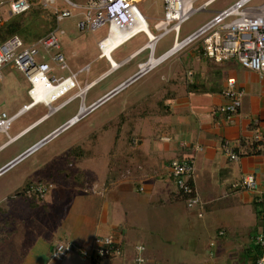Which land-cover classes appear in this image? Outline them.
I'll use <instances>...</instances> for the list:
<instances>
[{"label":"crops","instance_id":"1","mask_svg":"<svg viewBox=\"0 0 264 264\" xmlns=\"http://www.w3.org/2000/svg\"><path fill=\"white\" fill-rule=\"evenodd\" d=\"M202 59L204 65H196L195 69L190 67L184 74L186 81H193L197 90L202 91L176 90L178 92L164 101L163 115L154 112L152 116L132 120L131 137L139 140L136 146L131 145L134 150L126 148L125 139L121 146L116 147L115 151L119 149L124 152L132 164L135 162L133 159H140L145 151L147 158L140 160L147 163V169L140 173L135 166L131 175V169L123 166L118 159L110 162L109 148L104 167L93 168L87 163L79 169L81 172L73 174L76 187L84 190L82 207L85 215L81 217L80 212L77 214L75 210L68 208L66 217L60 215L56 230L48 234L42 233L41 236L35 235L28 240H22L23 234L19 236L18 230L10 228L15 218L10 209L4 207L2 213L9 219V223L6 230H0V264H133L137 245L143 246L144 251L147 246L148 252H153V259L154 254H158L156 262L145 259L141 254L143 264H165L161 258H169V264H226L233 259L234 263L231 264H242L244 261L253 264L252 261L259 252L255 237L262 228L264 211V140L259 144L253 143L256 133L264 138V72L258 74L245 69L234 59L219 64L211 63L203 57ZM139 62L141 61L136 63V67ZM81 68L83 67L79 70ZM115 70L93 79V83L80 96L83 104L84 96L91 86ZM188 71L192 72V76L187 75ZM171 78L173 77L166 79V84L161 85L157 93L164 88L174 89L170 83ZM229 78L235 80L242 94L238 111L226 119L217 108L226 101L221 91ZM146 95V99H141L142 96L130 108L135 106L138 109L147 105L143 101L151 95ZM124 111L126 110L121 112ZM152 118H156L157 122L153 121L149 125L150 122L141 121ZM144 139H149L151 146L143 145L141 142ZM223 142H227L240 154L238 160H229L222 153ZM153 145L156 150H153ZM91 151L85 160L96 157L94 150ZM151 155L153 159H149ZM177 155L193 161L191 180L200 196V207H186L184 201L177 196L176 188L169 178L168 163ZM51 170L56 171L55 168L46 169L45 177L37 176L43 180L36 181L54 186L45 195L49 203L55 202L57 195L69 185L67 180L50 178ZM245 174L256 177L257 191L234 187ZM49 178L52 179L51 183L47 181ZM133 179H137V182L134 183ZM29 206L33 209L37 207L35 201H29ZM43 208L48 210L47 205ZM182 225L187 228L186 234L193 247L189 257L177 256L174 252L178 244L182 246L183 242L186 243L184 231L176 229ZM97 235L111 236L120 249L119 254L91 260L83 258L76 251H71L62 258L51 255L52 247L58 242L71 241L90 248L92 239ZM15 237H19L16 252L7 250L6 247Z\"/></svg>","mask_w":264,"mask_h":264},{"label":"rangeland","instance_id":"2","mask_svg":"<svg viewBox=\"0 0 264 264\" xmlns=\"http://www.w3.org/2000/svg\"><path fill=\"white\" fill-rule=\"evenodd\" d=\"M70 1L83 3L86 0ZM202 1L203 0H199L196 3L198 4ZM233 1L234 0H215L208 6V9H221ZM262 1L263 0H252L249 4L257 5ZM56 5L59 8H67V5L62 0H56ZM136 7L146 18L149 29L152 31V24L162 16V0H141L136 4ZM41 14L48 17L46 11L41 12ZM211 17V11L194 12L180 25L176 38L181 40L207 22ZM78 18L79 15H73L58 22L57 27L62 30V33L58 34L59 49L51 48L48 50V53H46L39 47L35 54V59L37 61H46L53 67V73L55 75L65 76L69 74V70L76 72L80 67L88 65L87 70L79 71L75 76L77 85L66 92L63 96L53 101L52 105L61 102L68 95L75 92L78 87H81L85 82H89L96 78L109 66L106 59L97 57L99 50L96 46V41L101 39L106 33V25L94 31H79L76 27ZM174 40V32H168L163 35L156 42L153 55L155 57L159 56L173 45ZM145 41V35L140 32L115 49L110 56L115 62L120 61L141 46ZM56 52H60L63 55L64 61L68 65L69 70L60 69L55 62L50 60V56ZM147 54L148 52L145 50L141 55L123 64L102 80H98L88 90L87 95L84 96V105H89L91 102L102 96L107 90L113 88L119 82L125 80L132 73L136 72V63L138 61H144ZM204 64L202 57L197 56L195 51L191 49V45L184 47L168 57L154 69L149 70L145 74H142L135 80L131 81L111 97L107 99L105 98L106 100L104 99L92 111L70 124L67 128L45 142L35 151L0 174V227H2L1 221L6 219V216L2 213L4 207L10 209L11 215L15 218V220L12 221L10 228L18 230V232H20L19 236H22L20 234H23L22 240H28L35 235L41 236L42 233L48 234L50 231L56 230L57 224L60 222V215L62 214L66 217L67 213H69L68 208L75 210L77 214L80 212L81 217H83L85 215L82 207L84 190L76 187L77 184L74 182L73 174L75 172H81L79 169L81 170L82 166L87 163H89V165L91 164L93 168H98L100 166L104 167L107 158L106 151L109 148L113 153L111 155L113 161L116 162V159H118L123 166L131 169V175L135 171V166H137L138 172H144L148 165L140 159L147 158L145 151L142 153L140 159L139 157L133 159V161H135L134 164H132V161L124 155V152L119 149L115 151L116 147L118 148L124 143L123 131L122 133L120 132V135L116 140L117 143L113 142L114 135L116 134L113 129H104L99 135L97 142L90 134L93 133V131H98L102 125L116 117L124 109L128 110V108L138 102L142 96L143 98L141 99H146V94L151 96L143 101L144 103H147L144 107L148 108L149 115L152 116L157 109V96L163 94L167 90V88H164L157 93L158 88L161 85L166 84V79L176 75L182 78L188 68L191 67V69H195L196 65L197 67H200ZM0 76V111H6V113L10 115L21 104L29 101V98L26 95L28 84L23 73L18 70L12 62H8L1 66ZM144 95L146 96L144 97ZM79 101L80 97L75 98L71 103L53 113L46 120L35 125L34 128L32 127L33 129H29L30 131L28 130L27 133L2 149L0 151V166L30 144L42 138L52 129L62 124L67 118L73 116L75 112H77ZM45 111L46 108L44 106L41 104L36 105L15 118L8 128V133L10 135L15 134ZM156 120V118H152L148 119V121L147 119L141 121L146 123L150 122V125ZM126 126L127 125H125L124 128H126ZM146 126L148 127V125ZM149 129L150 128H148V130ZM154 130L159 129L154 128ZM4 139L5 136L0 134V142ZM132 142L136 145L139 143L135 140ZM141 143L145 146H151L149 145V139H144ZM152 147L153 150H156L154 145ZM91 149L94 150L96 157L90 160H85L89 156ZM131 149L134 150L132 147L130 150ZM141 149L144 150L143 147H141ZM144 154L145 156H143ZM149 159H153L152 155L149 156ZM50 168L56 169V171L51 170L52 172H49V174H51L50 178L63 181L67 180V183L69 184L66 190L57 195L55 199L56 203H49L47 198H45L46 196H44L43 199H37L33 195V187L37 182L43 180L37 176L40 175L43 177L46 175V169ZM50 178L47 180L48 183H51L52 179ZM133 182H137V179H133ZM52 188H54V186H49L47 193ZM29 201L33 203L35 201L37 207L33 209L29 206ZM44 205L48 206V210L43 208ZM176 229L184 231V234L187 232V228H185L184 225L180 227L178 226ZM4 230H6V228ZM25 233L27 235H25ZM185 236L186 243L183 242L182 246L178 244L174 248L175 255L177 256H190L193 247L189 242V236H187V234ZM159 238H161V236H159ZM18 245L19 237H15L6 249L16 252L17 247L15 246ZM141 254L147 260L152 262L158 261V254H154L153 259V252H148L147 246L145 251L143 250ZM170 258L173 260V257ZM161 259L165 264L170 263L169 258ZM231 263H234V259L233 261L229 260L226 264ZM242 264L247 263L244 261Z\"/></svg>","mask_w":264,"mask_h":264},{"label":"built area","instance_id":"3","mask_svg":"<svg viewBox=\"0 0 264 264\" xmlns=\"http://www.w3.org/2000/svg\"><path fill=\"white\" fill-rule=\"evenodd\" d=\"M62 1L67 5V8H59L56 5V0H0V27L6 19L19 15L32 7L48 10L54 14L55 18L54 28L33 43L25 44L16 35L10 36L3 41L0 40V68L8 62H12L23 73L28 84L26 94L29 98L27 103L22 104L10 115L6 111H0V134L5 136V139L0 142V151L21 137L35 123L43 118H48V116L55 113L67 102L80 97L78 92L86 88L93 81L85 82L83 86L68 95L61 102L52 105L53 101L77 85L75 79L77 73L88 69V65H86L77 72H69L65 76L55 75L53 67L46 61H37L35 59V54L39 47L46 53L51 48L59 49L58 34L62 33V30L58 29L57 25L60 20L73 15H79L76 22V27L79 31H94L106 25V33L101 39L96 41V46L99 50L97 57L106 59L109 66L97 77H103L107 73H110L119 65L144 50L148 52L147 57L144 61L137 64V71L131 77L118 84L108 94L97 98L87 106L80 99L77 112L73 116L4 162L0 166V174L67 128L72 122L92 111L106 96L112 95L134 78L147 72L188 45H191V49L197 55H200L211 63L219 64L234 59L245 69L257 72L258 74L264 72V0L257 5L249 4L252 0H234L224 8L217 10L208 9V6L215 0H203L198 4L196 2L199 0H162V16L152 24L153 32L149 29L146 18L136 7V4L141 0H86L83 3H75L70 0ZM197 11H211L212 17L195 31L178 40L176 36L180 25L191 14ZM142 24L152 35H149L140 26ZM112 26L123 37L118 46L113 48L110 53L140 32L146 37V41L141 46L129 53L122 60L116 62L114 66L104 56L103 48L100 44L103 39L110 36ZM168 32L175 33L173 45L155 57L153 51L156 42ZM50 60L55 62L60 69L68 70V65L60 52H56L50 56ZM187 75L191 76L192 74L188 72ZM60 86L63 87V90L59 94L55 93L52 87ZM221 94L226 101L217 108V111L224 114L226 119H229L240 107L242 90L236 86L234 79L229 78L226 80ZM39 104L44 106L46 111L15 134L10 135L8 128L11 122ZM263 140L264 138L259 133H256L253 137V143L256 144H259ZM221 150L229 160H238L240 157V154L235 152L227 142H223ZM168 169L169 177L185 198L184 203L186 207H200V196L191 180L194 169L193 161L175 159L171 161ZM48 187V184L37 183L33 187V195L37 199H43ZM234 187L242 190L257 191L258 181L253 174H245L234 184ZM255 242L259 247V252L253 264H264V211L263 225L255 237ZM142 250L143 246H135L136 255L133 258V264H143ZM71 251H76L83 258L91 260L119 254L120 249L111 236L97 235L92 239L90 248L71 241L58 242L52 247L51 255L56 258H62Z\"/></svg>","mask_w":264,"mask_h":264},{"label":"trees","instance_id":"4","mask_svg":"<svg viewBox=\"0 0 264 264\" xmlns=\"http://www.w3.org/2000/svg\"><path fill=\"white\" fill-rule=\"evenodd\" d=\"M46 11V16L42 15L41 12ZM55 26V18L54 14H52L48 10H41L40 8H29L26 11L22 12L19 15L12 16L8 19H6L3 24L0 27V40L3 41L6 38L16 35L18 36L25 44H30L38 40L39 38L46 35L49 31H51ZM200 56V55H197ZM192 74V73H191ZM192 76V75H191ZM171 85L174 89L169 90L167 89L164 94H160L159 99L156 100V111L155 114L163 115L165 110L164 101H166L168 98L172 97L176 92V90L183 89L188 92H197L202 90H197V85L194 84L193 81H186L185 75H183L182 78H180L178 75L174 76L170 80ZM149 111L147 107H140L138 109L130 108L124 112H120L116 117L111 119L110 121L106 122L101 128L93 132L91 134V137L97 142V139L101 132L104 131V129H113L115 131L113 142H116L118 136L120 135V132L124 133V139H125V146L131 147V145L136 146V144H133V140L136 142L139 141L138 138H132L131 137V129L133 127L132 120L136 117L145 118L148 117ZM126 128H124V126ZM137 139V140H136ZM256 144V143H254ZM184 146V144H182ZM92 153V151H90ZM113 153L109 156H111ZM190 160L180 157V155L175 156L174 158L170 159L168 166L170 165L172 160ZM110 162H114L112 157H110ZM170 178V177H169ZM172 181V179L170 178ZM173 183V182H172ZM174 184V183H173ZM175 186V185H174ZM176 188V186H175ZM177 196L184 201V196L182 193L176 188ZM7 223H9V219H3L1 221L2 227H0V230L7 227ZM255 259V257H254ZM254 263V260L252 261Z\"/></svg>","mask_w":264,"mask_h":264},{"label":"bare ground","instance_id":"5","mask_svg":"<svg viewBox=\"0 0 264 264\" xmlns=\"http://www.w3.org/2000/svg\"><path fill=\"white\" fill-rule=\"evenodd\" d=\"M142 28H144L146 30V32L149 34V35H152V33L147 29L145 28V26L140 25ZM110 36L103 39L100 44H101V47L103 48V54L104 56L110 60V62L112 63V65L114 66L115 65V61L111 58L110 56V51L115 48L116 46H118V44L120 43V41L122 40V37L123 35L118 31L116 30L113 26L111 27V31H110ZM128 33V32H127ZM93 83V82H92ZM91 85V84H90ZM90 85H87L86 88L84 89H81L80 92H78V94H80V96L83 95L84 91L90 86ZM52 89L54 90L55 93L59 94L62 90H63V87L60 86V87H52ZM44 97V96H42ZM44 119V118H43ZM41 119V120H43ZM40 120V121H41ZM38 121V123L40 122ZM75 122V121H74ZM72 122V123H74ZM71 123V124H72ZM34 125H37L36 123ZM33 125V126H34ZM32 126V127H33ZM26 133V132H25Z\"/></svg>","mask_w":264,"mask_h":264},{"label":"water","instance_id":"6","mask_svg":"<svg viewBox=\"0 0 264 264\" xmlns=\"http://www.w3.org/2000/svg\"><path fill=\"white\" fill-rule=\"evenodd\" d=\"M108 96H106L105 98H107ZM104 99V98H103ZM103 101V100H102Z\"/></svg>","mask_w":264,"mask_h":264},{"label":"clouds","instance_id":"7","mask_svg":"<svg viewBox=\"0 0 264 264\" xmlns=\"http://www.w3.org/2000/svg\"><path fill=\"white\" fill-rule=\"evenodd\" d=\"M27 132H28V131H27ZM24 134H25V133H24ZM24 134H23V135H24Z\"/></svg>","mask_w":264,"mask_h":264}]
</instances>
